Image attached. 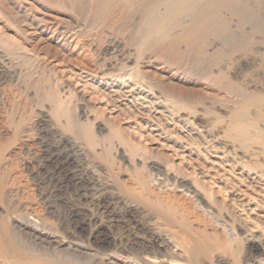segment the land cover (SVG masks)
<instances>
[{
    "label": "bare ground",
    "instance_id": "bare-ground-1",
    "mask_svg": "<svg viewBox=\"0 0 264 264\" xmlns=\"http://www.w3.org/2000/svg\"><path fill=\"white\" fill-rule=\"evenodd\" d=\"M32 3H36L44 11L53 10L56 13L53 18L57 16L58 19L62 15L59 18L66 21L63 24L58 19L55 22L60 23L50 25L42 16L30 17L27 7ZM263 7L260 0H0V16L27 43L34 44L36 38L39 43L44 33H48L47 39H56L55 54L64 51L73 37L80 40L81 46L92 38L87 44L94 48L92 52L95 59L82 68L92 74L93 78L100 80L102 88L99 90L106 101L116 105L113 97L126 100L132 107L131 116H151L155 113L158 116L156 119L165 121L166 127L161 129L162 132L167 131V125L178 127L180 135L176 140L179 143L176 144L179 148L188 152V155L202 153L206 159H211L210 164L221 170L212 175L213 180L220 184L223 192L237 206L250 214L246 209L249 205L256 204L264 209ZM42 13L44 15L45 12ZM234 17L238 30L232 28ZM86 35L90 37L89 40L85 38L88 37ZM3 46L0 41V83L17 80L21 71L19 68V74L16 75L15 63L38 68V77L30 84L26 81L30 85L28 89H31V94L37 101L53 102L51 110L54 116L51 115L57 121H64L62 129L72 133V136L63 132L56 133L59 139L53 142L42 136L44 140H40L41 145L49 151L45 155L47 158L60 156L63 160L70 161V176L78 179L81 169H91L94 162L97 163V160L93 161L89 156L87 147L93 148L99 139L90 128L80 125L78 119L62 109L55 98H52L51 92L45 89L43 75L48 70L47 62H40L39 55L23 54L22 48L19 49L16 44ZM33 48L38 49L36 44ZM186 53L191 56L194 66L200 64L201 67H194L192 70L191 67L182 65L180 62ZM254 59L257 60L256 64H252ZM235 63L239 67L234 69L235 74L232 76L230 70ZM202 84L209 86L210 91L205 88L204 91L202 87L193 91L188 87ZM106 86L113 90L108 91ZM111 93L114 95H110ZM206 99L210 100L208 107L204 102ZM250 108H253V114ZM225 109L229 110L228 116L231 118L228 129L236 133L230 136L231 141L237 144L232 152L220 146L219 137L211 134L207 126L200 125L201 130L193 127L204 115H211L218 120L221 117L220 111ZM21 112L18 104L13 101L10 112L3 113L0 119V181L6 179L12 186L17 185L20 179L17 156L22 154L23 149L30 148L34 139L31 133L33 130L24 125L26 123ZM81 113L80 119L85 115L83 110ZM54 124L51 129L57 132L56 123ZM75 138L81 142L83 140L85 144L82 145ZM127 151L118 153L122 162H128ZM160 168L161 164L148 161L147 176L141 175L137 179L139 192L130 193L134 198L142 202L148 201L156 207L158 217L151 223L139 221L135 213L131 215L132 221L150 234L154 253L146 254L145 261L129 255L120 257L107 253L104 264H198L195 248L202 243H210L219 248L216 236L218 229L225 236L229 247L244 243L243 259H233V264H264V222L256 221L258 232L242 228L239 234L241 226L234 224L235 219L230 222L226 219L231 214L226 207L219 205L217 201L209 203L193 183L185 182L181 177H176V184L164 181L163 187L159 186L160 190L165 187L167 189L162 194H155L156 199L151 201L149 195L153 191L149 182L156 175L164 173L167 176L169 173ZM204 172V167L198 169V174L205 175ZM226 174L231 175L234 181ZM172 190L191 196L196 208L203 210L212 219L217 230L207 231V225H201L200 219L197 226L190 228L193 219L191 220L189 211L182 203L169 197ZM117 197H121L123 201L124 196ZM132 210H135L133 205L130 208ZM12 218L15 224L10 229L0 228V264H79L76 261L78 256H97V252L89 250V247L80 242L63 239L40 216L35 215V219L31 218L33 220L27 218L26 214ZM24 238L31 239L36 244H46V252H37L34 247L27 246L22 242ZM50 248L58 251H51Z\"/></svg>",
    "mask_w": 264,
    "mask_h": 264
},
{
    "label": "rangeland",
    "instance_id": "rangeland-1",
    "mask_svg": "<svg viewBox=\"0 0 264 264\" xmlns=\"http://www.w3.org/2000/svg\"><path fill=\"white\" fill-rule=\"evenodd\" d=\"M260 1L264 4V0ZM30 5V7L27 5L30 17L38 18L42 16L45 22L48 21L50 25L55 23L57 25L60 22L64 24L66 21V19L61 20L59 18L62 15L58 17L59 20L57 16L53 18V14H56L53 10L44 11L36 3ZM42 12H45L44 15ZM234 18L231 22L232 28H236V18L235 20ZM79 19L82 20L81 18ZM56 20L61 21L55 22ZM48 35V33H44L39 43L38 39H35L34 44H36L38 49L34 50V44L23 41L16 33V29L6 23L5 18L0 16V41L2 45L4 44L3 47L16 44L19 49L20 47L22 48L21 52L24 51L22 52L23 54L39 55V58L37 57L39 61L47 62L48 70L43 75L46 80V82L44 80L45 84L43 83L45 89L51 92L52 98H55L54 100L61 105L62 109L66 110L68 114H72L76 120L78 119L81 123L80 125L83 124L90 128L94 136L99 139L98 143L93 147L94 149L87 147L90 151L88 152L89 156L93 161L97 160V163L95 161V166H91V169H81L80 179H74L70 176V171H68L72 168V164L68 163L70 161L67 162L60 156L54 157L55 159L49 156L48 158L46 157L49 151L41 145V141L44 138L47 141L50 139L49 142L51 140L53 142L59 139L56 133L63 132L71 136L72 133L63 130L64 121H57L53 117V102L48 100L37 101L32 96L31 89H28L30 85L27 82L30 84L38 77V68L29 65L25 67V64L23 65V63H19L20 61H16L19 64L15 63L14 68H17L15 72H17V75L20 70L22 79H20V75H17L18 81L14 80L15 83L13 81L0 83V115L2 114L0 119L5 113L10 112L11 102L14 101V104H18L19 109L22 111L21 114L26 123L24 125L30 126L29 129L33 130L31 133L34 139L31 141L32 146L23 149L22 154L17 156V158L19 157L17 170L18 168L20 169L18 170L20 174L18 186L16 184L12 186L6 179L0 181L1 229H10L15 224V220L12 217H16L19 214H26L29 219H35L34 216L36 215L49 224L63 239L75 240L85 247H89V250L98 253H96L97 256H94V258L78 256L76 261L79 264H104L107 253L117 254L120 257L129 255L145 261L146 254L152 255L155 248L152 245L151 237H149L150 234L132 221L131 215L135 213L134 215L139 221L151 223L157 219L158 214L156 207L152 203L148 201L142 202L131 196L130 193L132 191H135V194L139 192L140 187L137 179L141 178V175L142 177L147 176L148 161L153 160L159 165L161 164V171L169 173L167 176H164V173L156 175L154 180H152L153 182H149V187L153 191L149 195L151 201L156 199L154 198L155 194H162L167 189L165 187L164 190H160L164 181L168 184H176V177H181L185 182L193 183L209 203L212 204L217 201L219 205L226 207L231 213L229 214V219L228 217L226 219L229 222L231 219H235L234 224L241 226V229H238L239 234L242 232V228L252 232L259 231L256 221L264 222V209L262 210L259 205L252 204L246 208L248 213H250L247 214L246 210L237 206L231 200V197L223 192L220 184L212 178V175L217 170L221 172L218 166L211 165V159H206V156L202 153H199V155L196 153L188 155V152H183L179 148L177 145L179 142H176L180 135L178 127L167 125V128H165L167 131L162 132L161 129L166 127L165 121L156 119L158 116L155 113L152 114L156 116L152 114L151 116L145 114L140 117L135 114L131 116L132 107H130L129 103L127 104L126 100L113 97L117 106L106 101V97L99 90V88H102L100 80L93 78L92 74L87 73L83 69V66H87L88 63L91 64V60L95 59L93 56L94 48L92 45L87 44L91 42L92 38L90 39L86 35L88 37L85 38L90 40L84 46H81L80 40L73 37L71 41L69 40V45L66 46L64 51L55 54L56 47L54 44L56 39H47ZM187 55V53L183 54L180 62L183 63L182 65L191 67L190 69L192 70L194 67H201L200 64L194 66L191 56ZM256 61V59L252 60V64H256ZM238 67V63H235L234 68L230 70L232 76L235 74L234 69H238ZM35 68L36 70H34ZM27 72L29 76H27ZM26 84L27 87L25 86ZM106 87L108 88V86ZM188 87L193 91H198L201 87L205 88L206 91H210L209 86H206V84H202V86L189 85ZM110 90H113V88H108V91ZM110 95L114 94L111 93ZM16 98L17 101H15ZM80 98L83 100H79ZM204 102L207 107L210 105V100L206 99ZM82 110L85 115L80 119ZM228 111L227 109L220 111L221 117L218 120L211 115H204L202 120L193 122V127L207 126L211 134L219 137L220 146L224 150L232 152L237 148V144L231 141L230 136H234L236 133L234 130L228 129V123L231 121ZM250 112L251 114L254 113L253 108H250ZM54 123H56L57 132L51 129L52 126H55ZM199 130H201V127ZM53 135L56 137L53 138ZM121 137L123 139L122 144ZM77 141L81 142L80 139H77ZM81 144L84 145L85 142L82 140ZM254 146L255 143L252 144V147ZM122 150H125V152L128 150L126 153L128 162H122L119 159L118 153ZM203 167L205 175L198 174V169ZM228 176L231 181H234L231 175ZM94 180L95 182L97 180L98 183H95ZM208 193L210 194L209 196L207 195ZM120 195L124 196V199L122 198L123 201H121V197H117ZM170 196L172 199H176L177 202L182 203L189 211V216L191 220L193 219L190 228L197 226L196 224L200 219L201 225L203 223L207 225V231L210 229L217 230L212 219L203 210L196 208L197 206L191 196L174 190L169 192ZM203 204L206 207V203L203 202ZM131 205H133L135 210L130 211ZM186 230L188 231L189 229L186 228ZM216 236L219 248L210 243H202L195 248L198 264H233V259H243L245 253L243 242L238 246L229 247L220 229L217 230ZM22 242L29 247H34L37 252H46V244H36L28 238H24ZM50 249L51 251H58L57 249Z\"/></svg>",
    "mask_w": 264,
    "mask_h": 264
}]
</instances>
